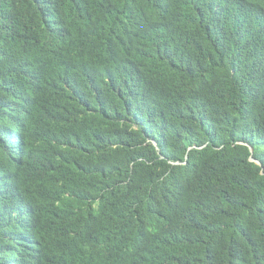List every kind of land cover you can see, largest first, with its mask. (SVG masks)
I'll use <instances>...</instances> for the list:
<instances>
[{
	"label": "trees",
	"instance_id": "1",
	"mask_svg": "<svg viewBox=\"0 0 264 264\" xmlns=\"http://www.w3.org/2000/svg\"><path fill=\"white\" fill-rule=\"evenodd\" d=\"M0 180L86 264H264V0H0Z\"/></svg>",
	"mask_w": 264,
	"mask_h": 264
},
{
	"label": "clouds",
	"instance_id": "2",
	"mask_svg": "<svg viewBox=\"0 0 264 264\" xmlns=\"http://www.w3.org/2000/svg\"><path fill=\"white\" fill-rule=\"evenodd\" d=\"M24 111V110H23ZM21 111L18 115V128L12 134L18 135L20 141L16 144L11 143L12 158L11 160H21L24 154V129L26 127V114ZM19 150L20 157L16 156L13 148ZM190 150V149H188ZM187 156L185 157V159ZM0 187L2 180H0ZM34 230L31 227L14 224L9 228H0V260L3 264H86L81 258L74 256L69 252H62L55 248H48L46 245L41 246V241L38 237H33ZM8 236V237H7ZM7 237V238H6ZM6 238V239H5ZM26 239H32L26 240ZM29 242L32 248L27 244ZM23 243L22 249L19 245ZM8 246V247H7ZM37 253V255L33 252ZM106 256L110 264H115V261L123 257L118 251L110 250L106 252ZM83 262V263H82Z\"/></svg>",
	"mask_w": 264,
	"mask_h": 264
}]
</instances>
